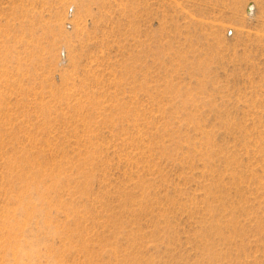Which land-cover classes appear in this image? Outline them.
Returning a JSON list of instances; mask_svg holds the SVG:
<instances>
[{
  "label": "rangeland",
  "instance_id": "obj_1",
  "mask_svg": "<svg viewBox=\"0 0 264 264\" xmlns=\"http://www.w3.org/2000/svg\"><path fill=\"white\" fill-rule=\"evenodd\" d=\"M0 264H264V0H0Z\"/></svg>",
  "mask_w": 264,
  "mask_h": 264
},
{
  "label": "bare ground",
  "instance_id": "obj_2",
  "mask_svg": "<svg viewBox=\"0 0 264 264\" xmlns=\"http://www.w3.org/2000/svg\"><path fill=\"white\" fill-rule=\"evenodd\" d=\"M250 11V10H249ZM251 12V11H250Z\"/></svg>",
  "mask_w": 264,
  "mask_h": 264
}]
</instances>
